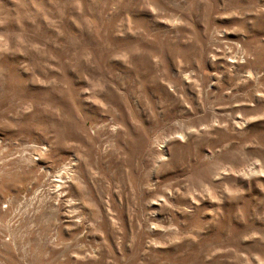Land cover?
Instances as JSON below:
<instances>
[{"label": "rangeland", "instance_id": "rangeland-1", "mask_svg": "<svg viewBox=\"0 0 264 264\" xmlns=\"http://www.w3.org/2000/svg\"><path fill=\"white\" fill-rule=\"evenodd\" d=\"M0 264H264V0H0Z\"/></svg>", "mask_w": 264, "mask_h": 264}]
</instances>
